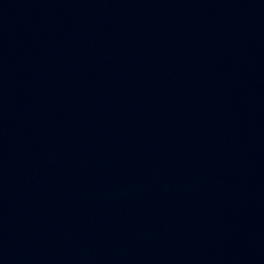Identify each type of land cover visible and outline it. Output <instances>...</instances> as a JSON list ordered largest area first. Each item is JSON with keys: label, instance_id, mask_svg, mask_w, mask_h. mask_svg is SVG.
<instances>
[{"label": "water", "instance_id": "obj_1", "mask_svg": "<svg viewBox=\"0 0 264 264\" xmlns=\"http://www.w3.org/2000/svg\"><path fill=\"white\" fill-rule=\"evenodd\" d=\"M0 264H264V0H0Z\"/></svg>", "mask_w": 264, "mask_h": 264}]
</instances>
